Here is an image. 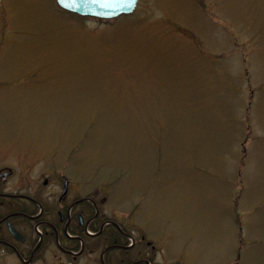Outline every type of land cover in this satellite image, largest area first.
<instances>
[{"label": "rangeland", "instance_id": "374dc122", "mask_svg": "<svg viewBox=\"0 0 264 264\" xmlns=\"http://www.w3.org/2000/svg\"><path fill=\"white\" fill-rule=\"evenodd\" d=\"M16 160L105 198L155 264H264V0H139L113 21L0 0Z\"/></svg>", "mask_w": 264, "mask_h": 264}, {"label": "flooded vegetation", "instance_id": "af4514ba", "mask_svg": "<svg viewBox=\"0 0 264 264\" xmlns=\"http://www.w3.org/2000/svg\"><path fill=\"white\" fill-rule=\"evenodd\" d=\"M28 173L21 160L0 166V264H155L154 249L105 214V198L80 195L63 173L36 182Z\"/></svg>", "mask_w": 264, "mask_h": 264}, {"label": "water", "instance_id": "95a60500", "mask_svg": "<svg viewBox=\"0 0 264 264\" xmlns=\"http://www.w3.org/2000/svg\"><path fill=\"white\" fill-rule=\"evenodd\" d=\"M137 1L138 0H56L57 4L64 10L82 16H92L101 19H111L121 14H130L135 9Z\"/></svg>", "mask_w": 264, "mask_h": 264}]
</instances>
